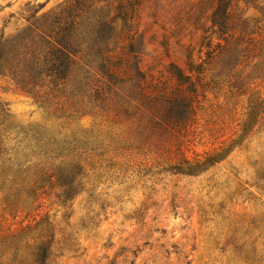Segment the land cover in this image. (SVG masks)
I'll return each mask as SVG.
<instances>
[{"label":"rangeland","instance_id":"obj_1","mask_svg":"<svg viewBox=\"0 0 264 264\" xmlns=\"http://www.w3.org/2000/svg\"><path fill=\"white\" fill-rule=\"evenodd\" d=\"M75 1L0 0V148L23 150L32 132L35 143L55 145L53 159L62 149L63 165L93 168L65 205L55 192L44 200L42 214L55 225L51 264H264V68L249 51L264 56V0H118L127 22L115 20L111 49L123 68L164 80L181 74L196 90L192 122L173 135L157 128L156 148L138 137L147 113L111 110L105 91L94 99L105 79L93 69L78 72L88 81L74 76L65 98L47 97L35 32ZM82 1L89 20L81 30L119 5ZM245 27L231 45V81L241 89L210 91L223 65L207 53ZM12 210L0 194V225L15 219Z\"/></svg>","mask_w":264,"mask_h":264},{"label":"trees","instance_id":"obj_2","mask_svg":"<svg viewBox=\"0 0 264 264\" xmlns=\"http://www.w3.org/2000/svg\"><path fill=\"white\" fill-rule=\"evenodd\" d=\"M115 1L119 4L118 0ZM238 1L257 5L260 0ZM122 6L117 5L115 15H111L109 10L101 22L97 23V27L91 23V27L81 30L84 21L89 18L85 16L84 2L76 0L53 19L40 25L46 26L44 31L35 28L39 31L35 34L40 46L35 45L33 57L41 67L40 76L46 80L47 97L56 100L58 97H66L67 88L74 76L79 81H88V77H78V72L83 67L93 69L105 79L104 87L98 82L94 85L97 88L94 99H101L105 91L113 102L111 110L113 106H119L123 110L127 105L131 110L147 113L149 125L138 137L145 138L147 142L144 146L156 148L158 142L151 140L160 136L157 128H163L173 135L192 122V100L196 90L191 80L181 74L173 77L171 72H167L164 80L163 76L155 79L142 73L137 66L135 75L132 76L133 64L127 69L123 68L125 58L117 57L111 49V41L116 36L113 31L115 20H122L124 24L127 22ZM246 33L247 27L236 38L233 35L221 38L224 45L217 48L220 51L207 53L208 60L222 58L223 65L222 75L207 84L210 91L218 87L224 89L225 85L236 91L241 89V82L231 81L235 68L233 62L238 58L236 53L235 59H232L231 45L238 38L244 39L243 34ZM130 47L135 54L133 46ZM0 48L5 52V46ZM249 51L254 58L255 53L261 57L260 63L264 68L262 51L256 49V46ZM7 55H11V50ZM133 59L135 62L136 58ZM26 136L28 138L24 139L23 150L8 153L0 148V194L8 207L16 211L15 219L11 222L5 219L3 225H0V229L4 228L3 232L0 231V264H51L55 225L47 215L42 214L44 200L49 193L55 192V198L65 205L82 188H87V180L93 175L92 165L84 168L78 164L65 166L62 149H59V156L55 160L49 151L54 144H46L42 140L35 143L32 132ZM27 150H31L33 154L24 155ZM55 161L61 163L56 164ZM61 243L57 242L58 245Z\"/></svg>","mask_w":264,"mask_h":264}]
</instances>
